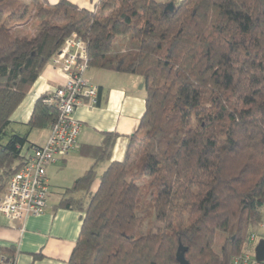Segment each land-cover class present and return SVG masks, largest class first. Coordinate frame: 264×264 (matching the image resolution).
<instances>
[{
	"label": "trees",
	"instance_id": "1",
	"mask_svg": "<svg viewBox=\"0 0 264 264\" xmlns=\"http://www.w3.org/2000/svg\"><path fill=\"white\" fill-rule=\"evenodd\" d=\"M166 4L0 0V198L36 148L10 117L72 33L89 68L143 82L122 160L110 162L116 135L106 134L88 148L96 164L64 190L60 205L82 213L69 264H178L179 245L189 264H234L263 226L264 0ZM45 97L27 132L55 120Z\"/></svg>",
	"mask_w": 264,
	"mask_h": 264
},
{
	"label": "crops",
	"instance_id": "2",
	"mask_svg": "<svg viewBox=\"0 0 264 264\" xmlns=\"http://www.w3.org/2000/svg\"><path fill=\"white\" fill-rule=\"evenodd\" d=\"M46 1L54 5L59 0ZM69 1L81 9L94 10L102 0ZM156 1L166 4L182 0ZM85 77L99 88V104L94 108L87 105L76 108L74 118L81 124L77 144L68 157L46 168L48 194L43 213L23 221H8L0 214V257L13 258L14 264H69L79 236L82 213L60 205L64 190L96 164L88 148L100 146L106 134L116 135L110 162L122 160L127 139L136 131L144 113L145 92L141 78L97 69L93 72L90 68ZM62 82L61 76L48 64L10 117L11 130L27 133L32 146H43L49 134L48 128L27 132L33 105ZM102 165L97 164L95 169L97 178L103 171ZM97 186L96 179L90 191L95 192ZM73 198L87 201L84 193Z\"/></svg>",
	"mask_w": 264,
	"mask_h": 264
},
{
	"label": "built area",
	"instance_id": "3",
	"mask_svg": "<svg viewBox=\"0 0 264 264\" xmlns=\"http://www.w3.org/2000/svg\"><path fill=\"white\" fill-rule=\"evenodd\" d=\"M88 63L86 45L75 33L50 60V66L63 82L46 93L43 102L55 106L57 115L48 127L45 144L32 149L19 171L9 179L0 198V214L8 221H23L43 213L48 194L46 168L68 157L77 144L81 124L74 118L76 108L81 105L94 108L99 102V88L85 77ZM259 240L258 232H252L242 254L234 258V264H262L257 263L254 256ZM0 264H14V259L8 261L0 257Z\"/></svg>",
	"mask_w": 264,
	"mask_h": 264
},
{
	"label": "water",
	"instance_id": "4",
	"mask_svg": "<svg viewBox=\"0 0 264 264\" xmlns=\"http://www.w3.org/2000/svg\"><path fill=\"white\" fill-rule=\"evenodd\" d=\"M172 9H173L172 2L167 3L164 7V11H172ZM185 252H186V248L179 245L176 255H175L176 262L178 264H189L185 259V256H184ZM254 256H255V261L257 263L264 262V239H260L259 242L257 243L255 250H254Z\"/></svg>",
	"mask_w": 264,
	"mask_h": 264
},
{
	"label": "rangeland",
	"instance_id": "5",
	"mask_svg": "<svg viewBox=\"0 0 264 264\" xmlns=\"http://www.w3.org/2000/svg\"><path fill=\"white\" fill-rule=\"evenodd\" d=\"M90 71L95 72V69L90 68ZM110 74H114V73H110ZM124 76H130V75L124 74ZM262 221L264 225V208L262 209ZM253 231L258 232V234L260 235V239H264V226H260L258 229L256 228Z\"/></svg>",
	"mask_w": 264,
	"mask_h": 264
}]
</instances>
